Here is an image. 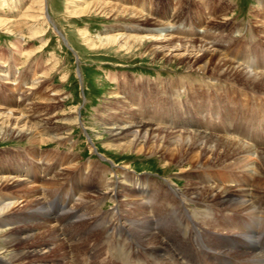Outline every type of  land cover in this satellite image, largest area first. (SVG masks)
<instances>
[{
  "label": "bare ground",
  "instance_id": "1",
  "mask_svg": "<svg viewBox=\"0 0 264 264\" xmlns=\"http://www.w3.org/2000/svg\"><path fill=\"white\" fill-rule=\"evenodd\" d=\"M69 2V7H71V5H76L72 13L77 17L86 16L91 6H103L96 0L91 1L84 8H81L80 5L77 4L80 2L79 0H69ZM87 2H89V0L85 1L86 4ZM36 3L37 5H35ZM36 10L37 12H35ZM45 10V1L35 0L25 10L27 13H25L22 18L26 21L31 19L36 21L49 20L47 19ZM101 12L104 14L107 13L104 10ZM111 12H113V10ZM117 14L118 20L123 19L125 22L139 24H126V26H121V29L112 28L106 30L104 34L102 33L98 37L99 42L103 46H117L124 51L135 48L137 44L146 43L152 47V49L149 50L151 56L163 55L162 57L170 58V60L175 61L182 59V57L187 60L192 58L191 60L193 62V58L198 57L199 61L197 62L203 63L202 66H199L202 74L208 73L210 69H214L215 73L213 75L219 78L223 77V79H231L232 81L234 79V81L252 88V90L256 89L259 92H264V70L259 72L257 71L258 69H256L259 68L263 60L259 58L260 55L256 54V50L250 53H245L244 51L242 58L237 57L232 60L229 59L227 55L229 47L224 44V42L228 43V41L223 42L215 38L214 41L210 40V42H206L204 40L207 37H202L198 39L199 44H196L195 40L197 39L187 37L188 35L184 34L186 32L183 33V35L186 36L180 37V35H178L181 30L172 25L174 19L173 22L169 20V22L162 24V28H143L140 24H150V20L153 19L150 14H138L135 10L133 11V9L128 8H123L122 11L118 9ZM168 14H170V12ZM261 16H264V8L261 12ZM173 17L175 16L172 15V18ZM14 22L15 21L0 18V26L9 25ZM16 29L21 31L20 25H16ZM204 29H200L198 32L204 33ZM37 33L38 32H36L35 35ZM207 41H209V39H207ZM153 43L157 45L154 46ZM92 45H95V43ZM151 47H148V49ZM188 55H190V57ZM14 65L16 67L17 63ZM189 68L192 69V63H190ZM254 68L256 70H253ZM19 74L20 73L16 70V73L11 77L10 71L0 70V76L6 80L5 84L12 87L20 86ZM40 77L41 76L33 77L32 80L26 82L24 84L26 86V91L24 92L19 89L20 87L18 90H14V88L9 90L10 92L18 91V98L20 101L17 102V100L9 99L8 103L11 105L7 107L8 109H5L4 106H0V139H5V141L9 138L17 140L27 139V141L30 142L29 144L38 143L39 146L55 142H57V145L62 146L68 142L69 137H67V135H63L62 132L60 134L52 132L56 128L52 127L49 118L50 113L42 114L34 111L33 101L38 99L41 100L42 98H36L35 93L31 94L30 91L43 86L44 82L41 83L42 80L40 81ZM122 81L123 80H121V83ZM157 83L162 84V88L168 89V91L172 90L174 92L172 94H176L177 96H180L179 90L187 88L188 93L186 94L187 100H185V102L188 104V107L184 109V115L181 113L183 112L181 111V105L170 110L162 109L152 111L153 106L148 105L149 95L141 93V90L144 91V93L146 92L145 87L137 89L130 85L128 88L129 83L120 85L124 90L121 94H117L113 97L115 101L120 103L118 108L115 109L120 111V113H111L110 118L112 120L105 121V123L102 124L106 130V134L110 136L109 142L113 143L112 145L109 143V147L118 152H136V154L146 152L144 151L146 146L151 147L152 149L149 151L151 155L160 154V157H162L161 162L165 161L167 158L170 159V157L172 163L177 160L180 161V166L184 172V168H186L184 167L185 156L188 157L190 162L199 158L198 151L200 149L203 150V153L204 150H209L206 157L213 155V162L210 161L209 164L203 167H201V165L197 168L201 171L214 169V172L202 173L200 171L201 174L196 175L188 170L186 171V177L188 179H194L196 182L194 184L188 183L183 189H174L171 186L162 184L161 181L157 183V181L153 182L146 178L133 175L131 171L127 170L128 166H125L126 168L119 169L115 172L112 171L115 177L120 178L121 175L125 177L121 180V187H119L112 186L115 181H113L114 183H110L109 181L106 182L100 179L103 177H100L103 172L101 168H97L91 163L82 167L79 163H75L76 158L74 157L71 162L66 164L68 166L66 168L59 163L57 165V170L56 168H51L47 163L36 160L37 164H44L45 166L43 167V184L35 186L31 184L32 181H29L30 179L38 178V174L36 170H34L35 166L31 164L29 168H26L27 175L25 177L16 174L17 171H19V167L11 174L0 176V239L2 241L0 250L4 251V255L0 257V264H70L66 259L47 257L44 254V250H48V253H53L54 250L50 249L51 246L57 243L56 248L58 251L65 245L63 242L62 244L59 243L61 237L68 235L66 227L68 228L69 225L73 226L76 223L73 222V219L78 221L79 218L84 217V215L81 216L82 214L80 215V213L86 210L83 205L89 202L87 199L90 194L98 195L100 200H110L116 204V207L121 203V198H126L129 203L131 200L135 201V203L137 202L135 207L138 209L134 210L138 216H130V218L129 216L123 217L119 214L120 212L112 211V218L104 222L108 231L112 230L115 232L118 230L119 236L121 237L122 243L119 246L120 248H115V250L118 249L123 252L130 249L131 246H133L131 245L133 244L131 240L135 238L133 239L132 237L131 239L129 236L134 234L143 244L144 247L142 248H145L146 253L150 257L156 259V261H159V263L161 260H169L173 261L175 264H194L196 258H198L204 260L207 264H246L242 260H251L253 264H264V247L258 246V244L264 242V148L257 149L251 145H247L243 142V138L239 136L236 137L233 134L237 133L241 135V131H233L232 129V127H235L233 124L235 121L233 119L235 109L231 106V108L228 107L230 103L233 104L228 98L231 92H223L219 95V97H222V102L217 100L219 105L215 111L218 112L215 113L213 109H211L212 111L210 109L208 111L206 110L207 116H211V113H215L212 115L214 117L215 115H220L221 121L216 122L214 120L212 121L213 123L210 121H196V123L192 120L191 114H197V117H201L202 119L200 121H204L203 112H205V110L201 111L202 109L200 108H202V106L206 108V105L210 107V104H214L215 106L214 100L217 95L214 94V92L200 94L202 99L200 100V107L197 108V101L194 99L196 96L194 97V94L198 92L199 88L195 87L193 83L187 86V84L179 82L176 86L172 85V88L169 85H163L162 81ZM207 85H209V83ZM208 88L212 87L209 86ZM160 92L162 91L152 93L153 97L150 99L151 102L159 97ZM28 95L32 96L29 97ZM166 95L169 96L168 92H166ZM63 97V95L57 96L56 98H52V100H60ZM174 99H176L175 96ZM127 104L130 107H127ZM139 105L144 107V112L136 114L135 112L140 110ZM255 107L263 111L258 104H256ZM190 109L194 111L191 112ZM169 111H173V115H177L174 118L178 127L195 129L192 130V132L173 133L171 136V131H168L169 129L167 126L164 125V127H162L166 120H168L167 124H169V120L172 119V117H168L167 112ZM146 114H150L151 117H147L148 115ZM130 116H132V121H130ZM156 117H159V119ZM62 120L63 122L57 123V131L63 130L69 126V120L64 117ZM64 120L66 122H64ZM70 122L79 124L77 115L73 120L70 119ZM210 123L212 126L209 125ZM218 124H223V126L227 128L226 134L219 136L211 131L218 128ZM249 135L250 134H248V137ZM189 145H191L192 148L187 149ZM231 160H233V162H230ZM255 163L256 165H254ZM62 164H65V162ZM165 165H171V163H166ZM255 170L258 174L260 173L261 176H259L256 184L252 182L253 180H251V184H249L247 174L250 173L251 175H255ZM62 171L67 172V174L62 173ZM129 174L132 175L129 176ZM253 177L254 176H252V178ZM172 182L173 181L170 180V184ZM65 183L66 185L64 186ZM99 183H103L102 187ZM208 183L209 185H206ZM13 190L33 193L35 197V199H33L34 201H32L33 203H28L29 205H27V208L22 210V207L26 205L21 206L23 202L11 195ZM53 190L56 191L53 192ZM50 192H53L51 193V198H47L46 195H49ZM56 193H59V197L63 193L64 194L63 198L61 196L62 203H58L57 205L58 210L52 211L50 210V206L48 207L51 203L49 199H52ZM71 199H76V203H79L81 207L78 208L76 203L70 205L69 201ZM113 209L116 210L115 207ZM26 212H28V214ZM95 217L97 218L96 215ZM91 219H94V217ZM223 219V223H218L219 220ZM255 219H257V224L253 230ZM59 220L64 228H50L49 235L51 239H49V241L45 240L41 243L33 242L36 231L39 230V227L36 226L43 224L40 223L41 221L53 222ZM80 223L82 224V221ZM99 225L102 227L103 222L101 224L99 223ZM97 229L99 228L97 227ZM103 229L101 231H103ZM83 233L85 235V231ZM229 235L231 242L228 244L231 247L226 250L236 253L234 256H219L218 253L221 251L219 249V247H221V242L225 236ZM142 244H140V246ZM127 245L129 246L127 247ZM75 247L78 246H74V248ZM237 248L239 250L235 251ZM210 251L212 252L210 253ZM125 252H123V254ZM126 256H128V254ZM128 257L127 259H129ZM151 261L154 260L151 259Z\"/></svg>",
  "mask_w": 264,
  "mask_h": 264
},
{
  "label": "rangeland",
  "instance_id": "2",
  "mask_svg": "<svg viewBox=\"0 0 264 264\" xmlns=\"http://www.w3.org/2000/svg\"><path fill=\"white\" fill-rule=\"evenodd\" d=\"M33 1L35 0H0V18L15 21L12 24L0 26V70L10 71L11 77H13L17 70L20 73L18 76L20 77L19 81L21 83L20 86L12 87L6 85V80L0 76V106H4L5 109H8L7 107L11 105L8 103L9 99L19 102L18 91L10 92L9 90L12 88L18 90L20 87L19 89L24 92L26 91V86L24 85L26 82L32 80L33 77L41 76L40 81L42 80L41 83L44 82L43 86L34 89L35 92L34 90L30 91L31 94L35 93L36 98H42L41 100L38 99L33 101L34 111L42 114L50 113L49 118L52 127L56 128L52 132L57 134L62 132L63 135H67L69 138L68 142L62 146L57 145V142L39 146L38 143L29 144L30 142L27 141V139L17 140L9 138L7 141H5V139H0V176L11 174L20 167L16 174L25 177L27 175L26 168H29L31 164H33L38 178L30 179L29 181H32L31 184L39 186L43 184V167L45 165L37 164L36 160L47 163L51 168H56L57 170V165L59 163L66 168L68 167L66 164L71 162L72 158L74 159L75 157V163H79L82 167L91 163L93 166L101 168L103 172L100 177H103L100 179L106 182L109 181L110 183H114L113 181H115L112 186L121 187L120 182L125 177L122 175L120 178L115 177L113 172L126 168L125 166H128L127 170L131 171L133 175L146 178L149 181H157V183L161 181L162 184L171 186L174 189H183L188 183L194 184L196 181L194 179H188L186 177V171L190 170L189 172L196 175L201 174V170L197 167L201 165V167H203L212 161L213 155L206 157L209 150H204L203 153V150L200 149L198 151L199 158L190 162L188 157L185 156L184 167L186 168H184V172L180 166V161L177 160L172 163L170 157V159H166L167 161L161 162L162 157H160V154L151 155L149 152L152 149L151 147L146 146L144 150L146 152L138 154H136V152H118L109 147L110 136L106 134V130L102 124L105 123V121L112 120L110 118L111 113H120V111L115 110L120 103L115 101L113 97L117 94H121L124 89H122L120 85H125L126 83H129L128 88L130 85L137 89L145 87L146 92L144 93V91L141 90V93L149 95L148 105L153 106L152 111L162 109L170 110L181 105V111H183L181 113H183V115L184 109L188 107V104L185 102V100H187V88L179 90L180 96H177L176 94H172L174 93L172 90L168 91V89L162 88V84L157 82L162 81L163 85H169L171 88L172 85L176 86L179 82H183L187 84V86L193 83L195 87L199 88L198 92L194 94V97L196 96L194 99L197 101V108L200 107V100L202 99L200 94L214 92V94L217 95L215 99L216 102L214 100L215 106L214 104H210V107L206 105V108L205 106L200 108L202 109L201 111L205 110V112H203L204 121H200L202 119L201 117H197V114H191V118L195 122L210 121L213 123L212 121L214 120L216 122L221 121L220 115H215L214 117L212 114L218 112L215 111L219 105L217 100L222 102V97H219V95L223 92L230 91L231 93L227 95L229 101H232L233 104L230 103L228 107L235 109V117L233 116L235 120L233 124L235 127H232V129L233 131H241V135L237 133L233 134L236 137L239 136L243 138V142L247 145H251L257 149L264 148V92H259L256 89V91L254 89L252 90V88L244 86L234 81V79L232 81L231 79H223V77L219 78L213 75L215 73L214 69H210L208 73L202 74L199 66H202L203 63L197 62L199 61L198 57L193 58V62L191 60L192 58L187 60L182 57V59L175 61L170 60V58L162 57L163 55L151 56L149 50H151L152 47L146 43H140L137 44L135 48L122 51V49H119L117 46H103L98 38L99 35L102 33L104 34L106 30L112 28L121 29V26H126V24H139L117 19L118 9L120 11H122L123 8L133 9V11L135 10L138 14H150V16L153 17V19L150 20V24H140L143 28H162V24L169 22V20L173 22L174 19L172 25L181 30L178 35H180V37L186 36L183 35V33L186 32L184 34H187V37L197 39L195 40L196 44H199L198 39L202 37H207L204 40L206 42H210V40L214 41L215 38L223 42L228 41V43L224 42V44L229 47V51H227L229 59L234 60L237 57L242 58L244 51L245 53H250L256 50V54L260 55L259 58L263 60L259 68H256L258 69L257 71L261 72L264 70V16H261V12L264 8V0H96L103 6H91L89 12L84 17H77L72 13L76 5H71V7H69V0H44L45 12L49 20H23L22 17L27 13L25 10ZM79 1L80 2L77 4L80 5L81 8H84L93 0H89L87 4L85 1L88 0ZM35 5H37V3ZM102 10L107 13H102ZM112 10L113 12H111ZM35 12H37V10ZM169 12L170 14H168ZM172 15L175 17L172 18ZM16 25H20L21 31L16 29ZM200 29H204L205 32H198ZM36 32L38 33L35 35ZM207 39H209V41H207ZM93 43H95V45H92ZM153 44L154 46L157 45L156 43ZM147 46L151 48L148 49ZM188 56L190 57V55ZM15 63H17L16 67L14 65ZM190 63H192V69L189 68ZM256 69L254 68L253 70ZM121 80H123L122 83ZM208 83L209 85H207ZM209 86L212 88H208ZM156 91L162 92H160L159 97L151 102L150 99L153 97L152 93ZM166 92H168L169 96L166 95ZM62 95L64 97L60 100H52V98ZM28 96L31 97L32 95ZM174 96L176 99H174ZM256 104H258L263 111L255 107ZM127 107L130 106L127 104ZM139 107L140 110L136 111V114L144 112V107L142 105H139ZM209 109L215 111V113H211V116L206 115ZM190 110L191 112L194 111L192 109ZM167 113L168 117H172V119L169 120V124H167L168 120H166L162 127L166 125L169 129L168 131H171V136L173 133L192 132V130L195 129L178 127L174 118L177 115H173V111ZM76 115L79 119V124L70 122V119L73 120ZM63 117L69 120V126L67 125V128L57 131V125L63 122ZM130 117V121H132V116ZM147 117L150 118V114ZM156 118L159 119V117ZM64 122L66 121L64 120ZM211 123L209 125H211ZM211 131L222 136L226 134L227 128L224 127L223 124H218V128ZM248 134H250L249 137ZM110 144L112 145L113 143ZM189 148H192V146L189 145L187 149ZM64 162L65 164H62ZM230 162H233V160ZM166 163H171V165H165ZM254 165H256V163ZM201 172H214V169L202 170ZM62 173L67 174V172L64 171H62ZM254 173L255 175H251L250 173L247 174L249 184H251V180L256 184L259 176H261L256 170ZM132 174H129V176ZM252 176L254 177L252 178ZM170 180L173 181V184H170ZM65 185L66 183L64 186ZM99 185L102 187L103 183H99ZM206 185H209V183ZM54 191L56 190H53V192ZM53 192H50L46 197L49 198ZM63 194H60L62 198ZM11 195L23 202L21 206L26 205L22 207V210L26 209L27 205L33 203L32 201L35 199L33 193H27V191L13 190ZM61 196L59 197V193H56L52 199H49V201H51L48 205V207L50 206L51 208L50 210H57L58 207L56 206L55 208V204L58 205V203H62ZM88 199V204L85 203V206L83 205L86 210L80 213V215L82 214L81 216L84 215V217L79 218L78 221L73 219L76 225H69L70 228L66 227L68 235L61 237L59 243L62 244L63 242V244H65V247H62L64 249L61 248L57 251L56 243L50 248L54 250L53 253H48V250H44V254L47 257L66 259L70 264H86L85 261H83L86 255V257L89 256L90 258L87 264H175L173 261L169 260H161L159 263V261L150 257L146 253L145 248H142L144 247L143 244L134 234L129 236L131 239L132 237L133 239L135 238L131 240L133 241V244H131L133 246L127 249L129 246L127 245L126 252L123 251L125 252L124 254L122 251L118 250L122 243L119 232L118 230L115 232L112 230L108 231L104 222L112 218L111 216L114 211L120 212L119 214L123 217L129 216L130 218V216H138L135 211L138 209L135 207L137 202L135 203V201L131 200L130 204L127 202L128 200L126 198H121V203L116 207V204L110 200H100L96 194L88 195ZM75 203L76 199H71L69 201L70 205H74ZM76 204L78 208L81 207L79 203ZM114 207L116 210L113 209ZM26 213L28 214V212ZM53 217L56 218L55 216ZM93 217L95 220L91 219ZM257 219L254 220L255 224L253 230L256 227ZM81 221L82 224L80 223ZM102 222L103 225L101 227L99 223L101 224ZM223 222L224 219L218 221L220 224ZM40 223L43 224L38 226L35 225L39 227L33 239V242L36 243H41L45 240L49 241V239H51L49 235L50 228H64L60 220L53 222L41 221ZM97 227L99 229H97ZM101 228H104L103 231H101ZM84 231L85 235L83 233ZM89 231H92L91 234ZM41 235L44 236L42 237ZM229 237L230 235L223 238L221 247H219L221 250L218 253L219 256L235 255L236 252H228V250H226L231 247L228 244L231 242ZM1 242L0 239V248L2 245ZM138 243L142 245L140 246ZM74 246H78L75 247L76 250ZM115 248H118L116 249L117 251ZM238 250V248L235 249V251ZM3 252L4 251L0 250V257L4 255ZM211 252L212 251H210V253ZM125 254H128L130 257ZM127 257L129 259H127ZM151 259L154 261H151ZM242 261L246 264H253L251 260ZM194 264L207 263L202 259L196 258Z\"/></svg>",
  "mask_w": 264,
  "mask_h": 264
}]
</instances>
